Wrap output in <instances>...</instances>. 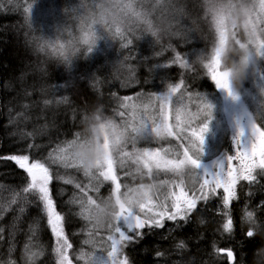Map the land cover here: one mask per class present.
I'll list each match as a JSON object with an SVG mask.
<instances>
[{
    "label": "trees",
    "instance_id": "16d2710c",
    "mask_svg": "<svg viewBox=\"0 0 264 264\" xmlns=\"http://www.w3.org/2000/svg\"><path fill=\"white\" fill-rule=\"evenodd\" d=\"M76 3L77 0H0V264H57L55 238L39 192L29 189L30 177L12 156L27 155L28 163L40 162L48 168L49 195L63 216V235L71 245L67 247L68 259L77 261V255L91 251L86 239L98 232L89 229L82 201L96 196L102 200L113 198V190L100 179L98 191L91 193L83 170L66 163L69 160L65 162L63 155L85 139L84 125L97 106L103 107V113L97 111L98 116H110L121 129V124L129 120L136 129V121L131 120L132 102L142 100L147 105L146 112L155 120L151 129L160 118V96L179 85L168 104L173 137H166L167 142L161 144L144 139L133 143L124 137L120 151L112 154L120 184L118 195L159 183L169 194L167 181L172 178L159 171L148 174L137 160L136 150L171 146L176 157L169 155L170 158L178 160L184 152L191 160L205 162L229 148L222 96L206 67L210 59L204 66L192 62L213 44L218 48V30L213 31L205 21L190 44L156 45L147 39L138 40L131 31L113 27L111 42L102 40L89 53L91 24H85V18L77 15L72 7ZM229 40L240 44L243 37L226 31L222 51ZM50 41L61 49L77 42L79 54L69 70L57 67ZM262 87L264 59L256 61L238 91L264 131V107L258 96ZM177 97L196 101L192 110L195 118H182L186 113L179 108ZM205 101L212 108L210 121L204 111ZM201 110L204 113L198 114ZM206 122L208 129L211 126L220 130L222 139L215 143L219 148L214 155L200 159L189 153L190 147L179 137L187 124L202 127ZM123 132L126 130H120L121 136ZM128 163L131 168H127ZM183 183L191 193L195 186L187 184V180ZM167 197L162 196V206ZM229 222L230 228L226 229ZM155 224L142 228L123 246L128 264H231L221 251H231L232 264H252L253 250L261 241L249 238L247 233L249 224L264 228V172L257 173L252 183L238 184L229 209L221 195L210 194L198 201L186 220L165 219L162 227ZM112 231L113 236L115 230ZM256 264H264V254L256 256Z\"/></svg>",
    "mask_w": 264,
    "mask_h": 264
},
{
    "label": "clouds",
    "instance_id": "9594fccd",
    "mask_svg": "<svg viewBox=\"0 0 264 264\" xmlns=\"http://www.w3.org/2000/svg\"><path fill=\"white\" fill-rule=\"evenodd\" d=\"M72 7L77 10L78 16L85 18V24H91L89 53L98 47L100 41L107 39L111 42L113 27L131 31L138 40L147 39L156 45H171L173 42L190 44L193 38L198 37L201 24L205 21L213 31L220 28L231 36L240 34L243 37L240 44L234 40L227 41L219 56V70L226 74L227 90H218L233 101L239 98L238 91L254 69L256 61L264 59L251 46L257 36V30L250 22L257 9V0H83V4L77 0ZM261 35H264V30ZM49 47L53 49L57 67H64L66 71L79 54L76 41L62 49L50 41ZM216 50L217 46L213 44L207 53L197 55L192 62L204 66L216 54ZM258 96L260 106L264 107V87L259 89ZM97 111L103 113V107L97 106L90 113V120L84 125L87 136L82 141L83 146L70 150L72 159L85 173L99 170L104 164V136L99 132L101 124L109 138L113 156L120 151L124 142L119 125L110 116H98ZM116 137H119V142H116ZM144 198L145 192L140 187L120 194L121 204L130 208L142 204ZM82 207L86 209V221L97 230L111 226L120 211V204L110 196L91 205L84 201ZM248 231L252 233L249 238L261 241L260 246L253 250L252 264H256V256L264 254V228L249 224Z\"/></svg>",
    "mask_w": 264,
    "mask_h": 264
},
{
    "label": "rangeland",
    "instance_id": "374dc122",
    "mask_svg": "<svg viewBox=\"0 0 264 264\" xmlns=\"http://www.w3.org/2000/svg\"><path fill=\"white\" fill-rule=\"evenodd\" d=\"M262 4H264V0H257V9H256V12L254 13L253 17L251 18V21H250L251 23L254 24V26L257 30V36H256V40L254 43V48L256 49L257 53H259V51H260L259 45L264 43V36L261 35L262 28L264 30V9L261 8ZM220 31H223L224 34L226 32V30H224V29H220ZM218 47H219V44H218ZM221 51H222V47H220V55H221ZM210 61H211V59L209 60L208 64L210 63ZM210 79H211V77H210ZM218 91L221 93V96H222V105H223V109H224V119L227 122L228 131H229V137H228L229 138V148L226 152L221 153L220 155H217L214 158H211L205 162H200V165H201L200 170H205V169L211 170L213 164L216 162L222 161L224 156H225V180L228 179V177H227L228 171H232L233 176L236 178V183L232 189L234 195L230 198L228 205L225 206L226 209H229L232 201L235 200V198H236V190H237L238 184L240 182H245L248 184L252 183L256 180L257 173H263L264 172V168L260 167V160H261L260 152H261V150H264V143L261 142V138L259 137V134H257L255 137L252 138L253 142L256 144V155L255 156L252 155L251 145H249V154L247 157L238 153L237 141L233 140L235 137V134H236V121L237 120L240 121L241 127L244 128L246 135L248 132L247 126H248L249 119L251 118V120L255 124H256V122H255L253 115L248 110L246 104L244 103V101H243V99L239 93H238L239 98L236 101H233L230 98H228L222 90H218ZM168 94L169 93H167L165 95H168ZM176 100H178V105L180 104L179 108L181 109V111L183 113H186V114L181 115L182 118H185L184 117L185 115L187 118H190V116L195 118L192 110L196 108V101H194L192 99L184 100V99H181L180 97H177ZM202 103L204 106L205 114H206L207 118L209 119V116L207 114L206 104H205V102H202ZM132 104L133 105L131 107V113H132L131 120L136 121L137 128L135 129L134 124L131 123V121H129V120L126 122H123L121 124L122 129L126 130V132H123L122 136L127 138L129 142L135 143V141H137V140H143L144 139V140H148L150 142H155L157 144H161V143L167 142L166 137L167 138L173 137V134L168 135L167 133H164L163 135H157L156 133H150L148 135V137H146L142 133L137 131V129L139 127H142V126H147L149 128L151 125L154 124L153 122H155V120H152V118L146 112V110L148 108L146 107L147 106L146 103H144L142 100L133 101ZM162 104L164 105L163 115L161 114ZM168 104H169V100L168 101H162L160 99V115H159L160 118H159L158 124L166 122L167 125L170 127L169 118H168V114H169ZM201 109L203 110V107H201ZM202 110H201V112H198V114H201ZM204 111H203V113H204ZM188 113H190V114H188ZM165 117H166V121H165ZM210 119H211V117H210ZM119 129L122 130L121 128H119ZM199 129H200V127H198V126L191 128L190 125L187 124V127L185 128L183 134L181 135V137L187 136V137H189V139H192L196 143L197 147H192V145L188 143V140H182V141L190 147L189 153L190 152L195 153V156L200 158V159H206V158L208 159L217 152V149L219 148V146H217L215 143H217L218 141H220V143H221L222 136H221L220 130L213 129L210 126V128L208 129V131L204 137V144H203V149H202L203 155L201 156V153H200L199 148H198V141H195V138L191 136V133L193 130H195L197 132V134L199 135ZM99 132L102 136H104V150H105L104 161H105L106 157H108V156L112 157V159H113L111 149H110V141H109L108 136L105 135V133H104V125L103 124L101 126H99ZM249 134H250V131H249ZM115 139H116V142H119V137H116ZM82 141H80L76 144H73L72 147L69 148L67 150V152L63 155V159L65 162L67 160H69V162H66V163H73L75 166L79 167V165H77L74 162V160L72 159L70 150L77 147V146L82 147L83 146ZM171 143H172V145L174 144L173 142H171ZM144 151L158 152L160 154V157L162 158V162H161L160 166L159 167L156 166L155 160H150V159L144 157L143 156ZM136 152H137V154H136L137 160L141 163V165L146 170V172H148V174L151 171H159V172L165 173V175L167 177L172 178V179H169V181H167L168 182L167 183L168 188H169V191H168L169 194L166 193V190L162 187V184H160V183L151 185L149 187H144L141 189L142 191L145 192V194L147 193V196H145L144 201H143V203L145 204V208L143 210H141L139 208V206H137V207H135V211L141 217V219L143 221H145L144 227L145 226H147V227L152 226L157 221H159L160 224H162V222L165 219L170 221V222L186 220L189 217V215L191 214V212L197 206L198 201L199 200L204 201L205 196L208 198V196L210 194L218 195V196L221 195L223 198V201H224V197H225L226 193L224 192L223 187H217L214 182H211L212 181L211 177H208L210 182L208 184H204L205 178L203 176H201L200 178L198 177V175L195 172L197 170V168L190 162L192 160L190 159L191 157L188 156V153L183 152L181 157L179 156V159L176 160L174 158L169 157V155L176 157L175 156L176 152L174 151V149L171 146H169V147L162 146L161 150L159 148H150V149L146 148L145 150H136ZM228 155H231L233 157L231 162H229L227 160ZM185 156H187L188 162H186L184 160ZM167 160L177 162V164L179 166L176 168H170L165 163H163V161H167ZM145 161L149 164V167L151 170H149V168H146L144 166ZM253 164L255 166L252 167L251 172H249V167L252 166ZM30 165L31 164L29 163V166ZM131 165H132L131 163H128L127 168H131V167H129ZM113 169H114V164H113ZM101 170H106V166H105V169L100 168L99 170H95V171L90 172V173L83 172L84 178L86 180L85 185H87V188L93 194L98 191L100 179L104 180L103 176L100 175ZM85 174H88V175H85ZM114 174H115V169H114ZM246 175H250L253 178L251 180H246L243 178ZM30 179H31V177H30ZM186 180H187V184H192V186L193 185L195 186V187L193 186L194 188H193L191 193H189L187 191L186 186L183 183V181H186ZM196 181H198V183H196ZM31 182H32V180H31ZM105 182L110 184L112 187L113 199L116 201L117 204H121V201L119 199L120 194L118 195V191H115V185L112 183L111 180H105ZM181 190L183 192L187 193V195L181 197L180 196ZM165 194L168 196L166 198V205L167 204L168 205L162 206V204H161L162 203V196ZM177 197H179V199H177ZM91 199H92L91 202H89V198L86 199L87 204L91 205L96 200H102V197L96 196L95 198H91ZM192 199H195V207L189 209V206H188V204L185 203V201L186 200H192ZM82 203H83V201H82ZM177 207H179V213H177ZM181 214L184 216V219L180 218ZM83 215L85 218L86 209H84ZM170 215H175L176 218L174 220L168 219V216H170ZM115 222L116 221L114 220L113 223L111 224V226H109L108 228H106L104 230H97V229L93 228L87 222L89 229L93 230V231H97L98 233L94 234L92 236H89L86 239V246L90 247L91 251L87 254L82 255V256L77 255V258H78L77 261H79V264H92V257L94 255H97V254L102 256L104 259L108 260L109 264H111L112 260H115L116 264H128L124 254H123V246L129 240H132L134 235H139V232L142 230V228L136 229L133 232H126V235L129 237H132V239L121 240L119 237V233L115 232V234H114L115 236L111 235V233L113 232L112 230H115L114 229L115 225H116ZM61 224H62V221H61ZM62 228H63V226H62ZM53 236L55 238V245H56L55 246L56 247V256H57L56 261H57V264H60L62 256L63 255L67 256V245H64L65 238H64L63 233H62L61 239H58L57 236L54 234H53ZM110 237L114 238L116 241V252L111 257H109V253L112 252L113 240L110 239ZM57 249H60V251H57ZM68 260L71 261V264H77V261L71 260L70 258ZM66 264H69V261H67ZM99 264H103V261L100 260Z\"/></svg>",
    "mask_w": 264,
    "mask_h": 264
},
{
    "label": "snow or ice",
    "instance_id": "6c2138e0",
    "mask_svg": "<svg viewBox=\"0 0 264 264\" xmlns=\"http://www.w3.org/2000/svg\"><path fill=\"white\" fill-rule=\"evenodd\" d=\"M261 8L264 9V4L261 5ZM119 31V30H118ZM218 31L220 32V42H219V47L216 50V54L212 57L210 63L206 65L208 68L209 75L211 77V80L214 82V85L217 89H225L227 90V84H226V74L220 72L219 70V56H220V47L223 46L224 43V32L220 31V28H218ZM87 39L85 40V43H87ZM259 54L264 56V43L259 45ZM179 58V57H178ZM179 88V85H176L170 89V92L168 95H162L160 99L162 101H168L171 98V95L177 91ZM235 99V97H234ZM206 109H207V114L209 116V121L211 117V105H209L206 101ZM163 107L164 105L162 104L161 106V114L163 115ZM179 118V117H178ZM166 121V117H165ZM248 132L247 135L245 133L244 128L241 127L240 121H236V134L234 137V141H237V151L238 153L242 154L243 156L247 157L249 154V145H251V153L253 156L256 155V144L253 142V137H255L257 134H259V137L261 138V142L264 143V131H261L259 127L251 120V118L248 121ZM140 133H142L144 136L149 135L150 133H156L157 135H163L164 133H167L168 135H172V130L171 128L167 125L166 122L161 123L156 125L155 127H152L149 129L147 126H142L137 129ZM208 131V122L204 123L202 127L199 129V135L195 130L192 131L191 136L195 138V141H198V148L201 153V156L203 155V144H204V137L205 134ZM250 131V134H249ZM181 140H188V143L192 145V147H197L196 143L192 140L189 139V137L184 136V137H179ZM183 146V145H182ZM187 148V147H185ZM143 156L150 159V160H155L156 166L159 167L162 158L160 157V154L158 152H150V151H144ZM260 167L264 168V150H261L260 152ZM11 159L21 168L24 169L28 176L31 177V184L29 185V189H36L39 192V199L43 202V207L44 211L47 213V223L51 227V231L54 235L57 236L58 239L62 238V233H63V228H62V214L58 213L56 210V207L54 206L53 200L51 199L49 195V189H48V181H49V170L43 163L40 162H34L29 166V157L27 155L25 156H12ZM233 157L231 155L227 156V160L231 162ZM184 160L188 162L187 156H185ZM196 168H197V175L200 178L203 176L204 179V184H208L210 180L208 177L212 178L211 182H214L217 187H223L224 192L226 193L224 197V204L225 206L228 205L230 198L234 195L232 189L233 186L236 183V178L233 176L232 171L227 172V177L228 179L225 180V156L222 161L216 162L213 164L211 170H200L201 165H200V160H192L190 161ZM167 166L170 168H176L179 165L177 162H173L171 160L163 161ZM106 170H101L100 175L103 176L104 180H111L112 183L115 185V191H119L120 189V184L118 183L117 177L114 174V169H113V159L112 157L108 156L106 157L103 167L101 169ZM144 166L146 168H149V164L145 161ZM255 165L253 164L252 166L249 167V172H251V168L254 167ZM88 175V174H85ZM246 180H251L253 177L250 175H246L243 177ZM29 189H25V191H28ZM187 193L183 192L181 190L180 196H186ZM147 196V193L145 194ZM207 197L205 196V199ZM179 199V197H177ZM92 199L89 198V202H91ZM186 204H188L189 209L195 207V199L192 200H186ZM139 208L143 210L145 208V204L142 203L139 205ZM177 213H179V207H177ZM176 218L175 215H170L168 216V219L174 220ZM181 219H184V216L181 214L180 215ZM249 219H251V214H249ZM116 225H115V232L119 233V237L121 240L125 239H132V237H129L126 235V232H133L136 229L143 228L145 225V221L141 219V217L137 214L135 211V208H130L127 207L123 204H120V211L117 214V217L115 219ZM156 227H162L159 221L156 222L155 224ZM226 229L230 228V222L229 224L225 225ZM248 237L252 236V233L248 231L247 233ZM110 239L113 240V247H112V252L109 253V257H111L115 252H116V241L114 238ZM64 245H67V247H71L70 244H68L67 240H64ZM57 251H60V249H57ZM229 256L232 255L231 251H229ZM102 260L103 264H109V261L104 259L102 256L99 254L94 255L92 257V264H99V261ZM68 261V257L66 255L62 256L60 264H66ZM111 264H116L115 260L111 261Z\"/></svg>",
    "mask_w": 264,
    "mask_h": 264
},
{
    "label": "water",
    "instance_id": "95a60500",
    "mask_svg": "<svg viewBox=\"0 0 264 264\" xmlns=\"http://www.w3.org/2000/svg\"><path fill=\"white\" fill-rule=\"evenodd\" d=\"M229 251H221V254H224L228 257L229 259V262L232 264L234 262V257H233V254L231 256H229Z\"/></svg>",
    "mask_w": 264,
    "mask_h": 264
}]
</instances>
